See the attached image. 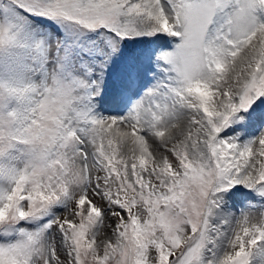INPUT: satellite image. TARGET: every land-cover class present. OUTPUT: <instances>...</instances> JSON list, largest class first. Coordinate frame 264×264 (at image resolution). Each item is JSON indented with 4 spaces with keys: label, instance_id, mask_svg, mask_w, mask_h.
I'll return each mask as SVG.
<instances>
[{
    "label": "snow or ice",
    "instance_id": "6c2138e0",
    "mask_svg": "<svg viewBox=\"0 0 264 264\" xmlns=\"http://www.w3.org/2000/svg\"><path fill=\"white\" fill-rule=\"evenodd\" d=\"M0 264H264V0H0Z\"/></svg>",
    "mask_w": 264,
    "mask_h": 264
}]
</instances>
